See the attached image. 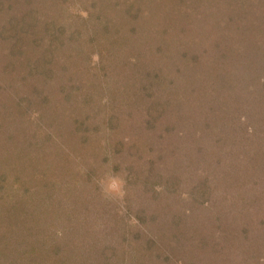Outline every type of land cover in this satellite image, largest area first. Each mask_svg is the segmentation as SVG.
<instances>
[{
    "label": "rangeland",
    "instance_id": "374dc122",
    "mask_svg": "<svg viewBox=\"0 0 264 264\" xmlns=\"http://www.w3.org/2000/svg\"><path fill=\"white\" fill-rule=\"evenodd\" d=\"M96 1L100 9L106 0ZM118 1L121 5L134 2L142 9L145 2L154 0ZM156 2L151 16L157 19L155 27L144 24V19L151 14L147 9L141 16L122 14V9L116 12L108 9L109 16L122 21L121 30L117 32L119 40L113 34H104L101 28L95 30L93 22L84 20L87 0H67L61 5L59 0H14L11 8L5 9L4 14L13 18L22 15L25 9L34 8L43 16L39 22L43 28L57 18L66 35L75 36L69 44L76 56L66 64L54 65V77L46 83L53 99L28 108V112H34L36 120L22 129L36 128L41 132L33 136L30 133L24 143L20 137L10 144L0 141V148L7 145L9 151L0 158V181L6 177L0 192V264H92V259L96 264H107L99 259L96 247L106 249L109 245L121 254V264H256L243 255L242 261L235 251L227 256L223 232L226 227L231 228V224L223 220H228L229 216L220 200L228 191L222 192L219 188L213 193L216 206L208 208L196 200V186L207 174L211 178L222 176L217 159L223 151L232 149L236 155L243 150L250 155L260 146L264 148L261 128L251 130L248 126L250 119L254 121L262 115L254 106L264 107V0L219 1V8L229 17L227 23L231 24L228 26L231 31L227 34L226 29H217L216 32H224L223 37L226 36L233 47L235 41L240 43L234 50L237 69L231 74L238 79L233 78L237 81L232 86L220 88L202 74L194 83L196 89L188 76L199 69L187 65L181 55L183 51L175 48V43L179 44L181 38L187 41L186 36L191 35L189 30H199L201 25L208 26L214 33L217 26L206 21L212 11L207 5H194L193 0H176L177 10L173 11L171 7L160 6L161 0ZM157 12L160 13L156 17ZM8 16H0V23H6ZM34 18L29 17L27 22L31 24ZM249 25L256 41L262 44V48L255 51L261 63L253 68L247 66L251 62L244 58L243 46L249 39L242 29ZM181 32L186 36H178ZM162 33L171 38L160 47ZM90 34L93 41L89 48L79 49ZM206 49L214 51V43H209ZM26 55L24 61L21 56H1L2 65L11 63L12 66L7 73L0 64V87L11 84L6 91L0 90V102L7 100L11 91L18 99L34 96L31 88L36 86V79L24 76L23 63L27 61L31 65L35 55L30 52ZM140 56L143 57L137 63L135 59ZM144 59L147 62L152 59L150 68L171 77L166 78L165 88L158 89L153 96L164 107L153 127L146 125V119H149L148 107L154 102L149 97H136L134 93L133 79L142 80L139 74ZM219 64L223 66L222 62ZM230 73L224 71L226 77ZM247 76L250 81L244 79ZM114 112L122 116L119 128L107 123ZM5 117V111H0V128L7 130L2 133L14 138L12 134L17 132L14 130L17 124L8 117L6 122ZM168 125L169 131L163 132ZM87 130H95L93 136L96 134L102 141L103 145H95L96 156L88 155L89 147L82 143L81 137ZM159 132H163L164 137L154 139L153 135ZM146 139L153 145L150 156L159 159L155 174L164 185L168 184L163 190L155 186L147 195L125 178L130 171L127 165L139 164ZM114 143L122 145L115 148ZM136 146L138 151H135ZM149 149L146 146L144 152ZM69 150L74 154L72 159H67ZM15 156L19 162L9 165ZM83 157H90L87 164ZM117 159L122 166L118 171L113 168ZM23 168L26 170L20 175L29 187L5 197V191L12 190V185L17 183L15 172ZM85 168L92 169L91 179L83 172ZM56 176L66 177L63 179L65 188L59 186L49 195L45 184L53 183L51 179ZM69 177H73L72 182ZM114 181L119 184L117 189L112 187ZM137 209L159 216L143 223L135 215ZM175 214L177 220L172 222ZM203 229H208L209 233L207 253L195 249L197 232ZM149 237L155 239L152 247V242L147 243ZM113 262L118 264L117 260Z\"/></svg>",
    "mask_w": 264,
    "mask_h": 264
},
{
    "label": "trees",
    "instance_id": "16d2710c",
    "mask_svg": "<svg viewBox=\"0 0 264 264\" xmlns=\"http://www.w3.org/2000/svg\"><path fill=\"white\" fill-rule=\"evenodd\" d=\"M61 5L63 2L65 3L67 0H59ZM69 1V0H68ZM89 1V4H88ZM194 5H197L199 7L206 6L210 9L212 12H209V16L207 14L208 23L212 25L213 27L217 26L216 29H214V33H211L208 29V26H200L199 30L191 32L189 30V33L191 35H185L184 32H181L178 36H186L187 41L184 39L179 40V44L175 43V48H178L183 51L181 54L183 57L186 58V63L190 67L195 65V68L198 67V71H194V73H190L188 76L189 82L195 83L197 81V78L203 74V76H207L208 79L214 81L213 85L216 83L218 87H230L231 84L236 83V79L238 77H233L232 72L233 70H236V55L235 51L237 48V45L240 43L234 42V47L231 42H228L226 40V36L223 37L224 32H216L218 30H223L227 34L230 33V27H228L229 23L228 19L226 17V14L219 8L221 7L219 5L220 0H193ZM14 2V0H0V16L3 17V15L8 16L4 14L5 9L11 8V4ZM145 2V1H144ZM154 1H147L146 6L141 9L140 5H137L134 2H126V5H121L118 0H106L103 3V6H100L97 3L96 0H87V3H85V11L87 15L85 16L86 22H93V28L95 30H99L100 28L104 34H113L118 40H119V32L121 30L122 21L117 20L115 16H109L107 13L108 9L110 12L113 10L120 11V13H127L132 14L134 16L137 15H143L142 11H145L147 9V13H151L148 15L147 18L144 19V24L149 27V24H153L155 27V22L157 19L152 16V7L155 5ZM157 2L160 3V0H157ZM156 2V3H157ZM164 5V6H163ZM192 7V3L190 4ZM160 6H163V8L171 7L172 11L177 10V2L176 0H167L162 1ZM70 7V2L68 4V8ZM104 10L106 13H104ZM112 10V11H111ZM184 11V8L182 9ZM127 11V12H125ZM22 15H16L13 18H9V16L5 19V22L0 23V64L2 65L3 61L1 60V56H5L7 58L11 57H22V60L24 61V55L28 54V52L32 53V55H35V62H33L31 65H28V62H24V72L26 73L24 76L32 77L36 79V86L31 88V92L34 95L33 97L30 96H24L20 97V99L16 98L12 91L9 92L10 96L7 100H3L0 102V111H5L6 114V122L7 117L8 119H11L12 122L16 123L17 126L14 128L15 134H12L14 138L7 137L3 135L4 132L7 130L0 128V141H4L6 143H9L17 140V137H20V141L22 140L23 143L28 139L27 135L29 136L31 133V136L40 133V131H37L36 128H28V130H23L24 127L27 125H31V122H34L36 120L34 116V112H28V108L32 106L33 104L42 103L45 101H50L53 99L52 94H50V91H48L47 88V81L51 80L52 77H54V65L56 63L60 64H66L71 60L72 58H75L76 55L73 48H71L69 41L71 39H74V35H66L65 28L62 27L59 24V21L57 18L55 19L54 23L49 22L46 24L43 28V26L40 27V20H43V16L34 8H28L23 11ZM16 13V12H15ZM160 12H157L155 15H157ZM206 14V13H205ZM29 17H35L31 24H29L27 21L29 20ZM41 17V18H40ZM205 17V16H204ZM61 18V16H60ZM219 18V21H216L215 19ZM198 23V19H197ZM200 25V22L198 23V26ZM241 24H236V26H240ZM197 26V27H198ZM170 27V26H168ZM79 34L82 33L81 29H79ZM148 30V29H147ZM238 30V29H237ZM251 25L248 27H244L242 29V33L244 35H247L248 41L245 42V45L243 46L245 49V60H250L251 64L249 63L247 66L250 68H253L255 64L261 63V59H257L256 55V49L262 48V44L259 41H256L253 34L250 32ZM168 31V29H166ZM100 34V33H99ZM112 35V37H113ZM161 36V35H160ZM162 41L161 43H158V46H163L165 43H163L165 40H168L171 38V36L165 33H162ZM92 35H88V37L85 38L84 43L80 44V48L83 47L89 48L90 42L93 41ZM146 39V34L144 36ZM245 38V37H244ZM68 41H67V40ZM115 39V40H117ZM197 39H199L197 41ZM171 41V40H170ZM214 43V51H211L206 49L207 45L209 43ZM65 45V46H64ZM166 45H170L169 43H166ZM195 45L201 46L202 48H197ZM64 46V47H63ZM173 47V46H172ZM241 47V46H239ZM37 52H36V50ZM111 51V50H110ZM210 52V53H209ZM70 53V55H69ZM205 55L203 56V54ZM229 56L230 58L226 57ZM140 56L136 58V62L140 63L141 60ZM30 59V58H29ZM26 60H28V55H26ZM139 60V61H138ZM144 59L142 66H141V73L139 76L142 78V80H134V93L136 97H139L141 99H144L145 97H149L151 102H154L153 105H150L148 107V116L149 119H146V125L153 127L152 125L155 123L157 117L159 118L161 114L163 113L164 107L163 104L159 101H156V98L153 96L156 95V91L160 88H165L166 86V78H171L170 76L166 74L159 73L156 69L150 68V63ZM208 62V64H204L205 62ZM223 63V66L219 63ZM201 63V64H199ZM75 64V62H74ZM12 66L11 63H7L2 65L4 67L5 71H9L10 67ZM230 66V69H229ZM228 70L230 71V76H227L224 74V71ZM255 70V69H252ZM78 74L80 72L78 71ZM229 74V72L227 73ZM245 74V73H244ZM24 77V78H25ZM137 78V77H136ZM236 78V79H233ZM250 79L245 77L244 79ZM172 80V79H171ZM262 80V79H261ZM132 81V78H131ZM196 84V83H195ZM193 86L194 89L197 88V86ZM256 84V83H255ZM8 86H11V84H8L6 87L1 88L4 91L7 90ZM45 86V87H44ZM252 88V87H251ZM257 89L256 86L253 89ZM65 91V89H64ZM134 96V95H133ZM128 99V98H127ZM171 99V97H170ZM12 100V101H11ZM157 105V106H156ZM256 109L257 111L262 112L260 116L254 118V121L251 119L249 120L248 126L251 128V130L258 129L261 132L264 133V112L263 108L259 107L257 104ZM10 115V116H9ZM262 118L259 123L257 120ZM122 120V116H120L119 113H111L108 117L107 123L114 126L115 128L120 126ZM10 121V120H9ZM22 125H20V123ZM154 122V123H153ZM263 126V127H262ZM23 128V129H22ZM169 128H171L169 125L165 128L163 132L169 131ZM163 129V128H162ZM31 130V131H30ZM95 131V130H93ZM93 131L87 130L84 133V136L81 137L85 145L89 147L87 150L88 155H94L96 156V150L95 145H103L101 139L96 136V134L93 136ZM3 132V133H2ZM163 132H159L157 135H153L154 139H162L164 137ZM9 133V132H8ZM164 133V134H165ZM150 139H153V137H149ZM149 139V140H150ZM148 139H146L147 141ZM19 141V142H20ZM106 142L107 139H106ZM235 143V141H234ZM139 144V143H138ZM137 144V145H138ZM115 148H118L122 144L114 143L113 144ZM148 146L150 149L147 152L145 151V147ZM136 150L138 151V146H136ZM6 148H0V158L4 156V154H8ZM120 150V148H119ZM4 153V154H3ZM259 153L264 154V148L260 146V149H256V152L254 151L253 154L243 153V150H239L238 154L236 152V155L232 149H228L226 151H223L221 156L217 159L218 163H221L220 168L222 170V176L221 177H213L211 178L209 174L205 175L203 179H201L200 183L196 186V200H199L201 203L205 204L208 208L215 207V203L212 199L213 193H215L219 188L222 192L228 191V195L225 194V196L220 200L224 203V210H226V215L229 216V219L226 220L225 218L222 219L227 223L231 224V228H225V232H223V236L225 237L226 242V249H227V256L229 257V253H232L231 251H235L236 254L240 256V259H242V255L244 259H250L256 262V264H264V156L260 155ZM153 154V145H150V141H147L145 143V146L142 150V152L139 155V164L134 165L130 163L127 165V170L130 168V171L125 175V178L127 179V183L131 184H137L140 189H143L144 194H148L150 190L154 188L155 186L159 185L161 186V189L163 190L165 186L168 184L166 183L164 185V182L158 180L157 175L155 174L157 170V164H158V158H154L150 156ZM6 156V155H5ZM4 156V157H5ZM8 156V155H7ZM59 156V154H58ZM149 156V157H145ZM164 156V155H163ZM69 157L74 158V154L67 151V159ZM90 158V157H89ZM88 157H83V162L87 164ZM5 160L10 161L8 158H4ZM106 159V158H105ZM12 162L14 164H12ZM12 162L9 165L15 166V163H18L17 156L14 157ZM131 165V167H130ZM121 166V162L119 159L114 161V170H119ZM133 168V169H131ZM26 169H18V171L15 172V180L17 183L15 185H12V190L5 191V197H12L13 194L16 192V190L24 189V187H29L26 185L27 181L23 180V177L20 175L21 171H25ZM70 171V168H69ZM88 177V179H91V176H94V173L92 169L85 168L83 171ZM156 175V176H155ZM218 176V175H216ZM155 177V178H154ZM6 177L3 178V180L0 181V192L2 188L4 187V180ZM66 177H59L56 176L52 178L51 180L53 183L49 182V184H45L47 194L51 195L53 191H57L58 187L61 186V188H65V182L63 179ZM154 178V179H153ZM69 182L73 181V177H69ZM55 182V183H54ZM68 182V185L72 187ZM95 179V183H97ZM19 186V188H16ZM219 191V190H218ZM54 193V192H53ZM154 197H157L154 195ZM220 198V197H219ZM135 215L138 216L140 221L144 223L145 220H148L150 218L151 220L154 219V217H158L159 215L154 213L147 215L144 213L142 209H137V213ZM177 214H175V217L173 218L172 222L177 220ZM221 220V219H220ZM147 226V225H143ZM228 226V225H227ZM204 228V227H203ZM208 229H203L201 232H197L199 235V238L196 240L195 249H200L201 252L207 253L209 248V236L207 233ZM201 234V235H200ZM154 238L149 237L148 242L151 243V247L154 243ZM78 242V241H77ZM76 242L75 246L77 249L80 250V245H78ZM100 244V243H99ZM98 244V245H99ZM103 245V244H100ZM1 249V248H0ZM240 251V252H239ZM89 256L91 259L90 251ZM96 252L99 255V259L102 262H107V264H114L113 260H117L118 264H121L120 257L121 254L117 251L116 247H113L109 245L106 249L105 246L96 247ZM128 256L130 258V252H128ZM207 257V255H204ZM202 256V259L203 257ZM250 257V258H249ZM214 256L212 257V259ZM85 259L89 260V257H86ZM149 259V258H147ZM240 260V261H241ZM140 261L141 256H140ZM214 261V260H213ZM143 263V262H142ZM92 264H96L94 260L92 259ZM134 264V263H133ZM137 264V263H136Z\"/></svg>",
    "mask_w": 264,
    "mask_h": 264
},
{
    "label": "clouds",
    "instance_id": "9594fccd",
    "mask_svg": "<svg viewBox=\"0 0 264 264\" xmlns=\"http://www.w3.org/2000/svg\"><path fill=\"white\" fill-rule=\"evenodd\" d=\"M119 186L118 182L114 181L112 184L113 189H117Z\"/></svg>",
    "mask_w": 264,
    "mask_h": 264
}]
</instances>
